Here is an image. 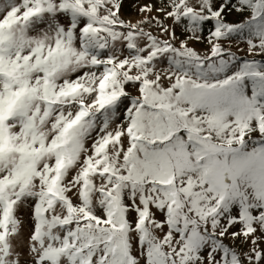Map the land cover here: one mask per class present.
Returning <instances> with one entry per match:
<instances>
[{"label": "snow or ice", "instance_id": "1", "mask_svg": "<svg viewBox=\"0 0 264 264\" xmlns=\"http://www.w3.org/2000/svg\"><path fill=\"white\" fill-rule=\"evenodd\" d=\"M0 264H264V0H0Z\"/></svg>", "mask_w": 264, "mask_h": 264}, {"label": "rangeland", "instance_id": "2", "mask_svg": "<svg viewBox=\"0 0 264 264\" xmlns=\"http://www.w3.org/2000/svg\"><path fill=\"white\" fill-rule=\"evenodd\" d=\"M126 13L129 14V15H133L134 16V13H131L130 10L126 9ZM242 47H243V45H242Z\"/></svg>", "mask_w": 264, "mask_h": 264}]
</instances>
